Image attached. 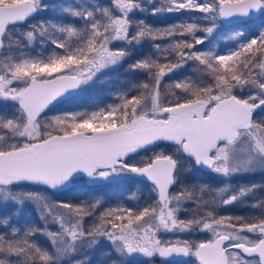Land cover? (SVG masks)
I'll use <instances>...</instances> for the list:
<instances>
[{
  "label": "snow or ice",
  "instance_id": "snow-or-ice-1",
  "mask_svg": "<svg viewBox=\"0 0 264 264\" xmlns=\"http://www.w3.org/2000/svg\"><path fill=\"white\" fill-rule=\"evenodd\" d=\"M137 13L200 15L153 25ZM226 29L237 43L221 54L213 38ZM145 42L126 69L144 78L119 103L47 115ZM37 44L51 51L32 55ZM0 103V264H264V197L246 199L264 184L231 183L264 174V0H0ZM127 182L149 187L143 205L53 199ZM237 203L250 211L221 214ZM26 205L40 225L19 223Z\"/></svg>",
  "mask_w": 264,
  "mask_h": 264
},
{
  "label": "trees",
  "instance_id": "trees-1",
  "mask_svg": "<svg viewBox=\"0 0 264 264\" xmlns=\"http://www.w3.org/2000/svg\"><path fill=\"white\" fill-rule=\"evenodd\" d=\"M62 0H44L45 3L48 4H57L59 2H61ZM66 1V0H64ZM94 2H99V3H104L105 0H91ZM161 2V0H157V4H159ZM50 15V12L48 13H44L42 16H38L37 19H41V18H48ZM188 14L185 13H173V14H164V15H157V16H152V15H148V14H143V13H137V18H142L145 19L148 23L153 24V25H163V24H170L173 23L177 20H181V19H187ZM65 20H67V17L64 18ZM224 32L227 31H231V30H223ZM198 35H203V33H198ZM213 43L216 44L217 43V37L214 36L213 38ZM198 48L205 50L207 47H210V45L206 44L205 45H198ZM151 46L150 43L145 42L141 47L137 48L134 50L133 56L124 63V65L122 67H120L117 71H112L116 74V77L118 78V82L115 81V85L116 88L115 89H119V90H126L127 88H130L131 85L133 83H135L138 80H142L143 74L142 73H129L126 71L127 69V64L131 63L133 60L140 58L142 55L150 52ZM51 51V48L48 45H40L37 44L34 46L33 50L31 51L32 55H37V54H41L43 53L44 55H47L48 52ZM191 62H189V66L185 67L184 69L178 70L176 72V74L173 75V79H177V78H183V76L185 75H189L192 73V69H191ZM167 79V78H166ZM97 85H95L96 87ZM102 90V87L101 89ZM75 98V97H74ZM74 98H71L69 100L63 101L60 104H57L55 106L61 105L63 103H67V102H72V100H74ZM6 105L0 103V109L5 108ZM48 113V112H47ZM199 179L203 182H207V183H211L213 185H222L223 184V180L217 179L215 178L212 174H207V172L205 170L201 171L199 173ZM231 183L233 185H239V184H264V174H255V175H251V176H244V177H236L233 180H231ZM144 185V184H143ZM146 186V185H145ZM91 189V190H90ZM93 187H89L88 185L85 186H77V187H70L68 189L63 190L62 192L58 193L56 196H54V199H60V200H71L73 202H78L81 199H88V200H95V199H100L103 202V208H107L109 206H116V205H123L126 207H132V208H136L139 205H143L145 200H147L149 198V189H146V192H144L143 194L139 195L138 197H135L134 193V189L133 188H129L127 185H118L116 187H112L111 188V192L116 193V196L111 195L110 191H103V192H96V190H94L95 194H98L96 196H88V193L90 191L93 192ZM110 193V195H109ZM152 195V199H155V195ZM260 197H264V189H260L257 191V193L255 194V197L253 196H249L248 198H246L248 201H252L253 199L256 198H260ZM9 211H11V208H9ZM250 211L249 208H245L242 207L240 203H237L235 205L229 206L226 209H221V214L224 213H231L233 215H244L246 213H248ZM180 218L184 219L187 216V213L181 212L180 214ZM25 222H31V223H35L37 225H40L41 222L38 219L37 213L33 210H26L23 212V214L21 215V217L19 218V223L22 225ZM176 235H179L181 238H185V239H191V240H201V239H206L208 238L209 234H166L164 235L165 238H175ZM37 240L40 241L41 244L47 245V241L45 239V237L43 236H37L36 237ZM148 259L147 258H136V264H147ZM175 263H180V264H198V262L196 261V258L194 257H188V259L186 261H178V262H174ZM152 264H165V262L159 258H153L152 259Z\"/></svg>",
  "mask_w": 264,
  "mask_h": 264
},
{
  "label": "rangeland",
  "instance_id": "rangeland-1",
  "mask_svg": "<svg viewBox=\"0 0 264 264\" xmlns=\"http://www.w3.org/2000/svg\"><path fill=\"white\" fill-rule=\"evenodd\" d=\"M71 3L74 2V0H62L59 3ZM94 2V1H91ZM57 3V4H59ZM50 15L53 16L54 13H52L51 11ZM188 15H200L199 13H185ZM233 31H220L217 32L214 36L217 37V43L215 44L216 47V51L221 52V54L231 50L232 48H234L236 46V41H233L232 39H230V37L233 35ZM99 79H95L94 82L90 83L89 85H85L83 86L81 89H78L76 94L72 97L74 98V100H72V102H67V103H63L61 105L55 106V107H51V111H46L48 112L47 115L50 117L52 115H57V114H61L63 112H71V111H92V110H96L100 107H105L108 104H113V103H119V100L116 98L117 95L124 90H119L118 88H116L115 85V81L118 82V78L116 77V74L112 71H108L105 70V72L103 74H98ZM95 85H97L95 87ZM102 87V90H100ZM69 100V99H68ZM12 102H8V105L10 106ZM10 110V108H9ZM256 174H262V173H256ZM214 177L215 175L212 174ZM244 177V176H243ZM236 178V177H234ZM232 178V180L234 179ZM89 186V187H93L94 190H96V192H105V191H110L112 187H116L118 186L117 184H109V185H104L103 183L99 184V185H91V184H83V183H78L70 187H77V186ZM119 185H127L130 189L133 188L135 191V197H138L139 195L143 194L144 192H146V189H149L148 186H145L143 184L140 183H135V182H127V183H123V184H119ZM67 188V189H68ZM91 190V189H90ZM93 192L90 191L88 193V196H96L98 194H95ZM111 195L116 196V193H112L110 191ZM109 193V195H110ZM248 198V197H247ZM54 199V197H53ZM32 210V207L30 205H26L25 206V210ZM167 234H173V233H167ZM177 234H182V233H177ZM166 235V234H164ZM175 235V234H173ZM185 235V234H182ZM136 258H146L143 256H137ZM195 258V257H194ZM148 259V258H147ZM186 261V260H184ZM178 262V261H177ZM175 264H180V263H175Z\"/></svg>",
  "mask_w": 264,
  "mask_h": 264
},
{
  "label": "water",
  "instance_id": "water-1",
  "mask_svg": "<svg viewBox=\"0 0 264 264\" xmlns=\"http://www.w3.org/2000/svg\"><path fill=\"white\" fill-rule=\"evenodd\" d=\"M77 90H74L70 95L69 94H66V98H61V101H64V100H67V99H70L71 97H73L75 95V93L77 92ZM50 107H52V106H50ZM46 111H48V110H46ZM205 171H207V170H205ZM187 258L188 257H175L174 258V261H184V260H187Z\"/></svg>",
  "mask_w": 264,
  "mask_h": 264
},
{
  "label": "flooded vegetation",
  "instance_id": "flooded-vegetation-1",
  "mask_svg": "<svg viewBox=\"0 0 264 264\" xmlns=\"http://www.w3.org/2000/svg\"><path fill=\"white\" fill-rule=\"evenodd\" d=\"M75 94H76V93H75ZM71 98H72V97H71ZM71 98H70V99H71ZM67 100H68V99H67ZM64 101H66V100H64ZM61 102H63V101H61ZM61 102H60V103H61ZM60 103H58V104H60ZM206 172H207V171H206ZM215 178L220 179V178H218V177H216V176H215ZM175 262H177V261H175Z\"/></svg>",
  "mask_w": 264,
  "mask_h": 264
}]
</instances>
